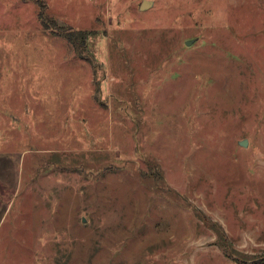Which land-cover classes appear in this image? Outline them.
Masks as SVG:
<instances>
[{
	"label": "rangeland",
	"instance_id": "1",
	"mask_svg": "<svg viewBox=\"0 0 264 264\" xmlns=\"http://www.w3.org/2000/svg\"><path fill=\"white\" fill-rule=\"evenodd\" d=\"M144 1L0 0V264H264V0Z\"/></svg>",
	"mask_w": 264,
	"mask_h": 264
},
{
	"label": "water",
	"instance_id": "2",
	"mask_svg": "<svg viewBox=\"0 0 264 264\" xmlns=\"http://www.w3.org/2000/svg\"><path fill=\"white\" fill-rule=\"evenodd\" d=\"M152 5H153V2H152V1L145 0V1L142 3V9H147V8H149V7L152 6ZM192 42H193V41L190 40V41L187 42V44L189 45V44H191ZM240 144L243 145V146H246V145L248 144V140L245 139V140L241 141Z\"/></svg>",
	"mask_w": 264,
	"mask_h": 264
},
{
	"label": "trees",
	"instance_id": "3",
	"mask_svg": "<svg viewBox=\"0 0 264 264\" xmlns=\"http://www.w3.org/2000/svg\"><path fill=\"white\" fill-rule=\"evenodd\" d=\"M79 38V37H78Z\"/></svg>",
	"mask_w": 264,
	"mask_h": 264
}]
</instances>
